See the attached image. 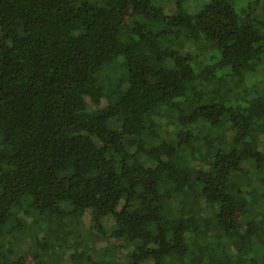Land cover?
<instances>
[{"label": "trees", "instance_id": "obj_1", "mask_svg": "<svg viewBox=\"0 0 264 264\" xmlns=\"http://www.w3.org/2000/svg\"><path fill=\"white\" fill-rule=\"evenodd\" d=\"M164 3L0 0V264H264V0Z\"/></svg>", "mask_w": 264, "mask_h": 264}, {"label": "rangeland", "instance_id": "obj_2", "mask_svg": "<svg viewBox=\"0 0 264 264\" xmlns=\"http://www.w3.org/2000/svg\"><path fill=\"white\" fill-rule=\"evenodd\" d=\"M199 1H201V0H191V3H194V2H199ZM161 3L164 5L165 3H164V0H161ZM171 9H172V6L171 5H169V6H167V8H166V10L168 11V13L169 12H171ZM86 103H87V105H88V107L92 110V111H95L96 110V106L90 101V99H86ZM104 105H105V103H103ZM84 221H85V225L86 226H89V223H90V216L88 215V214H86L85 215V217H84ZM12 243H14V242H12ZM14 245H15V243H14Z\"/></svg>", "mask_w": 264, "mask_h": 264}]
</instances>
